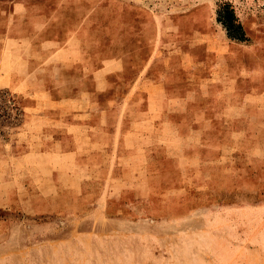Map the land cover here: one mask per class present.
Here are the masks:
<instances>
[{
    "label": "rangeland",
    "instance_id": "obj_1",
    "mask_svg": "<svg viewBox=\"0 0 264 264\" xmlns=\"http://www.w3.org/2000/svg\"><path fill=\"white\" fill-rule=\"evenodd\" d=\"M31 1L0 0V264H264L263 4Z\"/></svg>",
    "mask_w": 264,
    "mask_h": 264
},
{
    "label": "trees",
    "instance_id": "obj_2",
    "mask_svg": "<svg viewBox=\"0 0 264 264\" xmlns=\"http://www.w3.org/2000/svg\"><path fill=\"white\" fill-rule=\"evenodd\" d=\"M217 20L223 25L226 30L228 38L237 41H246L247 36L243 29L241 22L235 15L232 5L228 2L222 4V13H218ZM1 93V91H0ZM0 117L8 118L9 116L4 113ZM1 119V118H0Z\"/></svg>",
    "mask_w": 264,
    "mask_h": 264
},
{
    "label": "crops",
    "instance_id": "obj_3",
    "mask_svg": "<svg viewBox=\"0 0 264 264\" xmlns=\"http://www.w3.org/2000/svg\"><path fill=\"white\" fill-rule=\"evenodd\" d=\"M80 1H83V0H80ZM258 1H259V3H262L263 4L262 6L264 7V0H258ZM71 2H72V0H33V2L31 1V3L41 4L39 6V8H38L39 9L38 10V12H39L38 15L39 16H41V15L43 16V14H46L48 11H54V13H55L58 9L61 8V7L58 8L59 4H61V3H65L66 4V3H71ZM48 6L51 7V8L47 9ZM67 10H68V8L66 6V10L64 11V13ZM259 14L262 16V18L264 20V9H262V11ZM252 18H253L252 11H251V13H247V14L243 13L242 14V19H243L242 23H244L245 20L248 21V20H251ZM1 34H4V33H0V35ZM16 40L19 41V37H17Z\"/></svg>",
    "mask_w": 264,
    "mask_h": 264
}]
</instances>
